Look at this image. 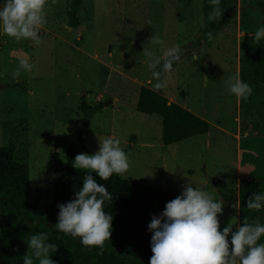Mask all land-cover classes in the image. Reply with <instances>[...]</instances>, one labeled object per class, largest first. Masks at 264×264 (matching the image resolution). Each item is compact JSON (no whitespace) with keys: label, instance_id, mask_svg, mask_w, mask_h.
<instances>
[{"label":"rangeland","instance_id":"374dc122","mask_svg":"<svg viewBox=\"0 0 264 264\" xmlns=\"http://www.w3.org/2000/svg\"><path fill=\"white\" fill-rule=\"evenodd\" d=\"M233 5L211 41L203 36V0H83L76 27L69 25L66 0H48L39 42L8 37L0 23V145L13 143L16 157L28 165L29 202L45 208L53 202V172L66 164V151L81 131L84 100L103 105L83 128L87 152L78 154L98 151L99 138L119 139L122 149L130 146L129 169L119 177L166 189L173 199L190 182L224 203L221 231L229 222L238 225L233 205L240 179L264 180V83L250 85L248 99L238 100L226 82L239 78L248 37L264 26V0ZM152 36L165 43H152ZM259 44L264 51V38ZM176 46L183 55L162 73L168 86L159 91L169 104L206 119L209 129L165 145L161 118L138 112L135 102L140 86L156 82L145 51L162 56L163 48ZM194 54L200 59L194 61ZM19 57L34 66L14 78ZM214 179L228 190V202Z\"/></svg>","mask_w":264,"mask_h":264},{"label":"trees","instance_id":"16d2710c","mask_svg":"<svg viewBox=\"0 0 264 264\" xmlns=\"http://www.w3.org/2000/svg\"><path fill=\"white\" fill-rule=\"evenodd\" d=\"M83 0H66L69 25H79L77 17ZM234 0H220L222 17L214 22L208 20L212 11L210 0H203V10L206 26L203 36L211 31L213 36L228 21L231 16ZM245 46L242 57L239 79L249 85L264 83V51L260 44H254L252 36ZM183 55V50L181 56ZM177 62L173 63L172 68ZM89 105L84 100L79 108L83 113V126L76 140L66 151V164L57 167L53 172V202L46 208L35 206L29 202V167L20 161L15 154V145L7 143L0 145V264H23L24 254L28 249L27 240L32 235L47 233L46 243L58 245L57 251L50 253V258L56 264H149L152 232L148 229L152 215H159L166 202L173 199L166 189L149 186L131 178H121L113 174L108 180H102L93 173L94 179L106 186L112 200L106 201L104 211L112 216L111 238L105 241L103 253L93 247L88 249L81 244L80 238H72L59 232L55 224L58 221V203H67L83 185V179L88 170H78L73 167L75 156L87 152L83 140V128L87 127L92 116L100 108ZM135 109L138 112L156 114L161 118V140L168 145L182 141L199 134H205L209 122L203 117L177 104L168 103V99L159 91L149 86H140ZM125 152L130 150L127 145ZM214 185L226 202L229 196L224 192L226 187L220 180L214 179ZM228 191V190H227ZM254 193H264V180L242 178L238 188V225L245 217L250 223L259 221L264 224V208L259 211L249 210L248 197ZM264 243V235L257 242ZM33 264L39 260L33 257Z\"/></svg>","mask_w":264,"mask_h":264},{"label":"clouds","instance_id":"9594fccd","mask_svg":"<svg viewBox=\"0 0 264 264\" xmlns=\"http://www.w3.org/2000/svg\"><path fill=\"white\" fill-rule=\"evenodd\" d=\"M56 0H52L55 4ZM213 6L208 20H219L223 12L220 0H210ZM48 0H4L0 6V23L5 35L19 41L31 39L39 42V29L46 22L45 7ZM51 10V6H48ZM207 39H214L211 31L206 33ZM254 44L264 38V26L251 35ZM150 41L163 45L165 42L158 36ZM179 46L163 48L162 56L145 51L146 63L152 70L153 90L165 89L167 79H161L162 73H169L174 62L181 58ZM19 67L12 73L19 77L20 69L31 71L33 64L26 57H19ZM194 54L193 60H199ZM162 67L157 71V67ZM151 83V81H149ZM227 90L237 99L247 100L252 87L238 77H230L226 82ZM115 138H99V148L94 154H77L73 167L88 170L83 179L82 187L75 192L74 198L67 203H58V221L56 229L72 238H80L81 244L91 249L97 247L103 253L105 241L111 238L112 216L104 211L106 201H111V193L106 186L98 183L95 173L102 180H108L113 174L123 177L128 169V156ZM182 192L176 198L166 202L164 210L153 214L148 224L151 236L149 264H264V243H257L264 235V224L258 220L250 223L245 217L242 224L233 225L229 222L221 231L218 214L223 213L222 201L216 200L212 194L192 183L182 186ZM239 200L233 205L239 209ZM246 207L252 211L264 208V193H254L248 197ZM231 236L229 240L228 237ZM47 233L32 235L27 240L30 252L24 254L23 264H33V257L39 264H56L50 253L57 251L58 245L46 243Z\"/></svg>","mask_w":264,"mask_h":264}]
</instances>
